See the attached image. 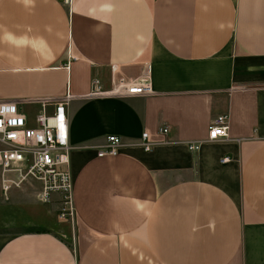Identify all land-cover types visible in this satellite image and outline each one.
I'll list each match as a JSON object with an SVG mask.
<instances>
[{
    "label": "crops",
    "instance_id": "0c3cea01",
    "mask_svg": "<svg viewBox=\"0 0 264 264\" xmlns=\"http://www.w3.org/2000/svg\"><path fill=\"white\" fill-rule=\"evenodd\" d=\"M148 66L152 95L85 98ZM66 91L74 218L0 198V264H264V0H0V101Z\"/></svg>",
    "mask_w": 264,
    "mask_h": 264
},
{
    "label": "built area",
    "instance_id": "2783aa9c",
    "mask_svg": "<svg viewBox=\"0 0 264 264\" xmlns=\"http://www.w3.org/2000/svg\"><path fill=\"white\" fill-rule=\"evenodd\" d=\"M70 5L71 0H61ZM151 86L150 67H145L134 79L120 77L112 80L109 90H104L101 81L94 78L85 98L149 96ZM72 95L66 91L60 100H36L40 110L31 119L15 101H0V195L8 199L13 191L27 186H37L36 199L40 203L59 205L58 219L74 218L72 177L69 169L71 146L68 138L67 105ZM51 106L49 111L47 107ZM168 126L159 130L168 133ZM144 134L138 144L150 151L152 144ZM228 139V115L217 116L209 125L204 142H222ZM123 146L121 138L106 137L99 148L98 157L116 156ZM200 143L189 144V149H198ZM223 161H227L224 159Z\"/></svg>",
    "mask_w": 264,
    "mask_h": 264
},
{
    "label": "rangeland",
    "instance_id": "374dc122",
    "mask_svg": "<svg viewBox=\"0 0 264 264\" xmlns=\"http://www.w3.org/2000/svg\"><path fill=\"white\" fill-rule=\"evenodd\" d=\"M27 114H28V115H32V113H31L29 110L27 111ZM29 117H31V116H29ZM13 195H17V194H13ZM0 198H2L1 195H0ZM2 199H3V198H2ZM58 206H59V205H58ZM69 220H70V219H69ZM69 220H68V221H69ZM71 221H72V220H70V222H71Z\"/></svg>",
    "mask_w": 264,
    "mask_h": 264
}]
</instances>
